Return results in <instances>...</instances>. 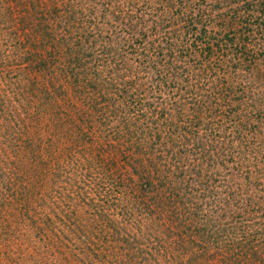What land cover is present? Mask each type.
Masks as SVG:
<instances>
[{
  "label": "trees",
  "instance_id": "trees-1",
  "mask_svg": "<svg viewBox=\"0 0 264 264\" xmlns=\"http://www.w3.org/2000/svg\"><path fill=\"white\" fill-rule=\"evenodd\" d=\"M0 264H264V0H0Z\"/></svg>",
  "mask_w": 264,
  "mask_h": 264
}]
</instances>
